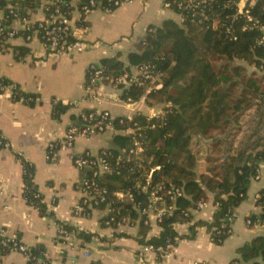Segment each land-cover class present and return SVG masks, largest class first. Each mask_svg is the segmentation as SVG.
<instances>
[{"label":"crops","instance_id":"1","mask_svg":"<svg viewBox=\"0 0 264 264\" xmlns=\"http://www.w3.org/2000/svg\"><path fill=\"white\" fill-rule=\"evenodd\" d=\"M7 1L9 9L18 0ZM248 3L255 4L243 0L241 7ZM6 15V10H0V20ZM30 17L37 21L44 14L37 10ZM168 19L181 21L165 5V0H134L113 14L99 10L89 14L84 27L77 31L80 44L70 54L50 53L39 40L28 44L23 38L0 46V80H9L38 98L30 106L13 101L8 93L0 94V131L12 143L11 150L0 149V229L17 235L27 246L43 247L49 264H229L239 258L240 248L264 236V229H249L245 225L246 217L262 213L257 199L264 189V163L259 178L250 185L247 199L235 209L232 233L223 244L213 243L206 227H197L195 236L189 239L195 222L214 219L217 207L209 194L208 201L192 212V223L175 226L181 238L172 257L165 260L152 253L146 257L139 255L142 245L160 236L162 229L156 223L144 236L138 224L105 226L106 209L92 211L89 218L73 215V208L82 197L76 185L83 176L75 168L73 156L87 151L98 154L115 147L113 141L118 132L108 130L91 138H79L73 148L60 146L57 162L47 157L49 144L64 140L69 127L79 122L84 111L107 110L117 118L148 115L154 110L144 98L137 103L126 102L121 91L110 85L92 88L87 70L91 64L101 66V60L117 56L128 66L129 54L139 50L148 29L159 27ZM10 25L17 30L22 27L19 20ZM19 49L26 54L18 57ZM75 103L78 105L70 106ZM56 104L65 106V111L56 115ZM22 160L35 166L34 183L46 205L45 216L25 200ZM61 225L75 234L74 246L58 237ZM88 235L91 239H84ZM0 264L28 262L22 254L12 252L0 257Z\"/></svg>","mask_w":264,"mask_h":264},{"label":"trees","instance_id":"2","mask_svg":"<svg viewBox=\"0 0 264 264\" xmlns=\"http://www.w3.org/2000/svg\"><path fill=\"white\" fill-rule=\"evenodd\" d=\"M242 1L165 0L181 21L168 19L159 27L151 26L139 50L129 54L128 66L120 61V56L101 60V66L110 76H119L131 67L143 65L151 66L158 75L154 85L148 82L144 86L119 89L123 100L132 99V103H137L144 98L149 106L163 105L166 114L164 119H150L140 113L135 116L145 140L144 153L135 164L117 166L119 153L132 148V142L127 136L114 137L115 147L109 151L114 157L115 173L105 181L113 191L133 189L144 204L148 202L149 193L140 191L152 168L156 169L153 185L163 183L166 187L183 189V196L175 203L179 210L160 223V236L148 242L157 249L177 244L181 237L175 226L192 223V212L208 201L209 194L213 195L217 207L214 219L195 222L189 239L195 236L197 227H206L214 235L215 244H223L228 236H220L213 230L220 227L229 211L234 212L247 199L251 183L260 176L264 163V77L249 76L245 67L235 62L244 61L264 71V0H257L254 5L248 3L240 13ZM8 4L7 0H0V10L8 13ZM13 5H17L23 15L37 8L36 0L13 1ZM1 21L7 26L11 24L6 17ZM21 50L18 57L26 54ZM65 109L62 104H56V115ZM246 115L250 117L246 140L226 158L220 172L199 174L197 158L191 148L194 136L225 133ZM116 127L119 129L118 123ZM22 163L26 170L24 181L30 187L28 204L45 216L47 208L43 197L41 194L36 197L35 166L24 160ZM257 206L262 209L260 216L264 217V189ZM130 207L132 203L124 209ZM182 211H188L189 216ZM137 217L136 213L132 214L133 219ZM117 225L119 216L113 227ZM140 226L146 236L150 227L143 223ZM84 239L90 240L91 236ZM34 252L40 256L44 249L38 246ZM237 253L239 264H264V236L257 237Z\"/></svg>","mask_w":264,"mask_h":264},{"label":"built area","instance_id":"3","mask_svg":"<svg viewBox=\"0 0 264 264\" xmlns=\"http://www.w3.org/2000/svg\"><path fill=\"white\" fill-rule=\"evenodd\" d=\"M133 1L36 0V10H28L26 15H23L19 11L17 5H13L9 8L6 18L11 21H21L22 27L21 30H17L11 27V25H5L0 20V46L16 38H23L28 44L39 40L46 51L50 53L70 54V51L80 44L77 31L84 27L83 24L89 14L98 10L106 14H113L116 9ZM251 1L255 3L257 0ZM165 5L168 8L170 6L166 3ZM239 6L240 13H243L244 7H241V3ZM37 10L42 11L44 17L35 21L30 17V13ZM76 13H78L77 18L74 17ZM246 14H249V12L247 11ZM248 18L252 21L251 17L248 16ZM157 79L158 75L154 74L151 66L148 65L131 67L130 71H126L119 76L107 75L104 68L98 64H91L87 70L88 84L92 88L100 85H110L116 89L132 88L144 86L148 82L154 85ZM2 93H8L13 101L25 105L36 104L38 102L37 97L29 96L22 91L19 85L13 82H7L5 79L0 80V94ZM126 102L132 103V99H128ZM74 105L77 106L78 103L70 104L72 107ZM140 114L150 119H164L166 112L162 108L161 110H153L148 115ZM117 123L119 124V129L116 127ZM108 130H114L119 135L130 137L132 142V148L122 150L119 153L116 161L117 166H120L121 163L135 164L145 150L142 129L135 121V116L115 118L107 110H88L80 113L79 122L69 127L64 140H57L49 144L47 157L50 161L57 162L60 146L64 145L68 148H73L79 138H91L103 134ZM0 149H12V143L1 131ZM20 157L22 156L20 155ZM113 159L114 157L109 149H104L98 154L87 151L73 156L75 168L83 174L82 179L76 185V189L82 197L80 202L73 208V215L75 217L89 218L92 211L106 209L108 210V216L103 220V224L107 227H112L118 216L119 225L123 223L141 225L143 223L144 226L151 227L153 223H156L160 227V223L163 220L174 216L175 212L179 210L175 203L177 198L183 196L182 188L176 186L166 187L163 183L153 185V173L156 169L152 168L147 176L146 185L140 191L141 193H149L147 203L144 204L139 201L131 188L113 191L105 182L108 176L115 173ZM24 173H26L25 169ZM29 193L30 187L25 183L24 196L27 202ZM36 197H40L39 191L36 193ZM129 203H132V207L124 209L125 205ZM133 213L138 215L136 219L132 218ZM181 213L189 216L188 211H182ZM235 220V213L229 211L221 221L220 227L214 229L213 232L217 231L220 236H229L232 233ZM245 225L249 229H264V217L256 214L249 215L245 219ZM210 236L211 241L215 243V237L212 232H210ZM58 237L69 246L75 245V234L65 226H59ZM178 241L179 239H177V243ZM219 241L221 242L222 240L219 239ZM176 245L169 244L166 247L157 249L147 243L141 246L139 255L146 257L152 253L165 260H169L173 255ZM34 249V247L24 244L17 235L0 229V257L14 252L22 254L28 264H49L44 254L40 256L35 255ZM94 264L101 263L95 262ZM195 264L205 263L199 262ZM229 264H239V262L235 259Z\"/></svg>","mask_w":264,"mask_h":264},{"label":"rangeland","instance_id":"4","mask_svg":"<svg viewBox=\"0 0 264 264\" xmlns=\"http://www.w3.org/2000/svg\"><path fill=\"white\" fill-rule=\"evenodd\" d=\"M235 65L245 67L249 76L256 74L259 77H264V71L257 70L247 62L237 61ZM162 106L154 103L152 109L161 110ZM249 123L250 117L246 115L241 119V122L233 124L225 133L218 131L208 136L202 134L194 136L191 148L197 158L199 174L209 171L220 172L226 158L233 155L234 150L246 140Z\"/></svg>","mask_w":264,"mask_h":264}]
</instances>
